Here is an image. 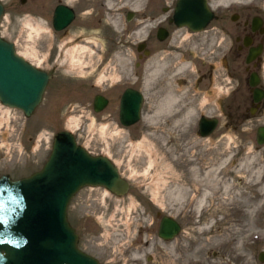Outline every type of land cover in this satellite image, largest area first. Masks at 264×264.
<instances>
[{"label": "rangeland", "instance_id": "1", "mask_svg": "<svg viewBox=\"0 0 264 264\" xmlns=\"http://www.w3.org/2000/svg\"><path fill=\"white\" fill-rule=\"evenodd\" d=\"M0 1V36L13 42L28 62L51 74L30 116L1 107L0 175L19 179L38 171L54 135L70 131L92 155L108 157L130 183L127 194L119 197L103 187L85 186L70 205L69 223L102 264H116L120 256L126 263L198 264L197 258L222 260L213 256L216 252L238 262L245 252L242 222L253 227L250 220L264 221V144L255 142L256 127L264 125V106L245 123L235 117L228 124L216 110L218 125L205 137L195 128V114L174 122L148 111L134 126L121 127L115 116H108L111 109L90 111L88 103L97 87L86 92L83 86L115 78L118 55L129 58L132 41L144 36L131 34L129 28L144 15L145 0ZM228 1L215 3L226 14L261 11L259 0ZM63 2L75 5L76 17L64 30L55 31L52 9ZM129 7L137 13L130 23L122 15ZM227 43L228 39L216 47L217 95L225 75L218 56ZM260 73L264 81V62ZM162 215H170L182 227L166 243L156 235Z\"/></svg>", "mask_w": 264, "mask_h": 264}, {"label": "flooded vegetation", "instance_id": "2", "mask_svg": "<svg viewBox=\"0 0 264 264\" xmlns=\"http://www.w3.org/2000/svg\"><path fill=\"white\" fill-rule=\"evenodd\" d=\"M178 1L145 0L144 15L129 28L131 34L142 30L144 36L137 42L132 41L133 46L129 58L118 55L119 58L115 62L117 67L114 69L115 78L111 82H108L109 78H103L100 80L101 85L90 83V85L83 86L86 92L97 87L88 103L91 112L100 114L111 109L108 116H115L117 125L128 128L138 123L143 114L148 111H151V115L156 113L167 115L172 120L174 114L190 110L196 116L195 128L198 133L201 119L203 117L216 118V110L220 115L227 117L228 124H232L235 117H238L239 123H245L248 118L261 113L264 106V81L260 73L264 62V0H259L261 11L252 15L236 10L226 14L218 9L220 3H215V0H204L212 16L198 30L183 24V19H175ZM244 1L246 0H229L228 2ZM100 2L105 3L102 0ZM60 4L67 5L73 10V20L76 17L75 5L57 3L52 9V27L54 10ZM229 9L230 6H228ZM122 15L126 22L130 23L136 19L137 13L135 9L129 7ZM124 30L127 31L126 25L123 27V32ZM227 39L225 52L218 56L223 66V74H225L224 85H221L220 81V95H212L213 91L216 92L214 77L216 47L227 42ZM254 50H259V52L255 53ZM254 77L257 79V84L252 85L251 81ZM128 90L139 94L141 102L138 121L125 126L121 122L120 112L122 97ZM97 96L105 99V104L100 111L95 109ZM216 119L218 125V118ZM258 127L255 131L256 143ZM79 191L80 189L68 202L67 218L72 200ZM149 216L148 213L147 217ZM163 216L158 221L156 235L160 241L166 243L174 238L164 240L159 237V224ZM250 221L254 223L253 227L247 226L246 221L242 222L245 226L242 230H246L243 233L245 252L242 253L239 261H236L237 263L225 257V253L222 252L213 253L215 257L221 256L222 260L212 259L211 262H207L205 259L200 261L201 259L197 258V263L264 264V226L262 225L264 221L260 218ZM179 225L181 227L180 223ZM181 230L182 227L179 233ZM76 233L79 249L95 257L102 264L97 256L86 250L90 245L87 240L83 242L81 235L77 231ZM125 253L128 254L126 251L123 252ZM123 258L120 256L116 264H137L135 260L126 263L122 261Z\"/></svg>", "mask_w": 264, "mask_h": 264}, {"label": "water", "instance_id": "3", "mask_svg": "<svg viewBox=\"0 0 264 264\" xmlns=\"http://www.w3.org/2000/svg\"><path fill=\"white\" fill-rule=\"evenodd\" d=\"M3 12L0 1V21ZM211 16L204 0H179L174 15L194 30L201 29ZM73 18L74 12L69 6L58 5L53 13L54 29L63 30ZM50 78L51 74L18 55L13 42L0 36L2 104L30 116L41 102ZM251 84H257L256 77ZM140 102L141 96L136 92L124 93L120 112L123 125L138 121ZM104 104L105 99L97 96L96 111ZM216 126V118L203 117L199 135H210ZM257 143L264 144V125L257 128ZM85 186L104 187L123 196L130 185L108 157L92 155L67 130L55 134L41 169L19 179L0 175V264H100L79 249L77 233L67 218L69 200ZM180 228L173 217L164 215L158 235L171 240Z\"/></svg>", "mask_w": 264, "mask_h": 264}, {"label": "bare ground", "instance_id": "4", "mask_svg": "<svg viewBox=\"0 0 264 264\" xmlns=\"http://www.w3.org/2000/svg\"><path fill=\"white\" fill-rule=\"evenodd\" d=\"M72 22V21H71ZM70 22V23H71ZM67 26H69V24L67 25ZM66 26V27H67ZM65 27V28H66ZM64 28V29H65ZM63 29V30H64ZM143 31L142 30H140V31H138V33L137 34H140V33H142ZM141 36V35H140ZM17 52V51H16ZM18 55H20L19 53H17ZM20 56H22L24 59H25V57L23 56V55H20ZM26 60V59H25ZM27 61V60H26ZM35 66V65H34ZM216 66V65H215ZM216 91V90H215ZM216 95L217 94V91L216 92H214L213 91V94L212 95ZM1 107H4V108H7V109H9L10 110V107H8V106H6V105H4V104H2L1 102H0V109H1ZM190 115H192V112L190 111V110H187V111H184V112H178V113H176V114H174L173 116H172V120L174 121V122H181V121H183V120H187L189 117H190ZM261 126V125H260ZM120 172V171H119ZM120 175H121V173H120ZM121 177H122V175H121ZM125 179V178H124ZM126 180V179H125ZM127 181V180H126ZM128 182V181H127ZM129 183V182H128ZM129 185H130V183H129ZM93 187H100V186H93ZM104 188V187H103ZM105 190H107L106 188H104ZM129 189H130V186H129ZM107 191H109V190H107ZM185 191L181 188V189H179V193L180 194H182V193H184ZM263 195H264V186H263Z\"/></svg>", "mask_w": 264, "mask_h": 264}]
</instances>
